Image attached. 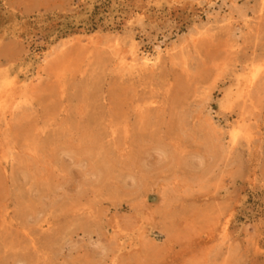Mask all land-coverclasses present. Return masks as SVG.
Instances as JSON below:
<instances>
[{
	"label": "rangeland",
	"instance_id": "rangeland-1",
	"mask_svg": "<svg viewBox=\"0 0 264 264\" xmlns=\"http://www.w3.org/2000/svg\"><path fill=\"white\" fill-rule=\"evenodd\" d=\"M262 3L229 22V0H0V264H203L230 215L210 264H264V74L238 97L264 69ZM132 34L169 53L130 70Z\"/></svg>",
	"mask_w": 264,
	"mask_h": 264
},
{
	"label": "bare ground",
	"instance_id": "bare-ground-1",
	"mask_svg": "<svg viewBox=\"0 0 264 264\" xmlns=\"http://www.w3.org/2000/svg\"><path fill=\"white\" fill-rule=\"evenodd\" d=\"M236 4V0H229V6H228V9H227V17L226 16H224V18L225 19H227L228 18V20H229V22H231V20H230V18L233 16L232 14H233V11H231V6H233V5H235ZM262 4H264V3H262ZM262 7H263V5H262ZM260 8H261V6H260ZM263 10H264V8H263ZM260 14V13H259ZM243 15V14H242ZM261 17H262V15H260ZM260 16H259V18H260ZM234 17V16H233ZM248 17V16H247ZM246 17V18H247ZM249 18V17H248ZM248 18H247V20H248ZM247 20L244 22V24L246 23L247 25H248V22L250 21V19H249V21L247 22ZM243 24V23H242ZM258 24V23H257ZM246 25V28L248 27ZM252 25V24H251ZM250 25V26H251ZM245 26V25H244ZM244 26H242V27H244ZM249 28V27H248ZM252 28V27H251ZM256 28V27H255ZM255 28H253V29H255ZM256 29H259V28H256ZM255 29V30H256ZM189 30H190V34H195V35H198V36H202V35H206L208 32H210V29H209V27H208V23L206 22H200V21H198V19H195V20H193V22H192V24L189 26ZM250 31V30H249ZM258 32H259V30H258ZM189 35V34H188ZM204 35V36H205ZM197 37V36H196ZM196 37H192V38H194V39H196ZM191 38V37H190ZM201 38V37H200ZM200 38H199V40H200ZM202 39V38H201ZM137 39H136V36L134 35V34H132V35H130V37H129V41H130V43L132 44L131 45V56H130V60H129V62H128V64H127V66H129V68H130V70H132V71H143V70H148V69H150V68H154V67H156L157 65H159V62H160V60H161V58H162V54L163 53H169V50L167 49V47L165 48V49H163L162 48V44L159 42L158 43V45H155L154 46V53L153 54H146V53H144L142 50H141V48H140V44L136 41ZM192 40V39H191ZM190 40V41H191ZM198 40V39H197ZM198 40V41H199ZM194 41V40H193ZM194 43V42H193ZM195 43H196V41H195ZM190 44H188V46H189ZM178 46V45H177ZM184 46V45H183ZM188 46H187V48H188ZM179 47V46H178ZM174 48V47H173ZM176 48V47H175ZM186 49V48H185ZM189 49V48H188ZM186 52H188V51H186ZM185 52V53H186ZM185 63V62H184ZM250 63V62H249ZM252 63H253V61H252ZM263 64V63H262ZM248 65V64H247ZM253 66H254V63H253ZM258 66V65H257ZM255 67V69L252 71V73H251V75L249 76V80L247 79V82H246V85H245V88H243V90L241 91V93H239L238 94V97H242L244 100H241L240 99V101H244V103L246 104L247 102H251L253 99V96H252V94L251 93H254V91L252 92V89L253 88H255L257 85H258V82L260 81V78H262V75L264 74V69H263V65H261V66H259V67ZM245 67V66H244ZM249 67V66H248ZM250 67H251V65H250ZM242 69H243V67H242ZM241 70V69H240ZM251 70H252V68H251ZM243 71V70H242ZM245 71H247V70H245ZM233 72H235V71H233L232 70V73ZM237 72V71H236ZM237 73H240V72H237ZM236 73V74H237ZM246 73V72H245ZM244 73V74H245ZM234 74V73H233ZM236 74L234 75L235 77H236ZM247 74V73H246ZM250 74V73H249ZM243 75V74H242ZM239 76V75H238ZM235 77H233L234 78V80H235ZM247 77V76H246ZM241 78V77H240ZM244 79V78H243ZM233 80V79H232ZM242 80V79H241ZM240 79H239V77L237 78V82L239 81H241ZM261 80H263V79H261ZM243 81H245V80H243ZM11 82V81H10ZM233 82V81H232ZM236 81H234V83H235ZM238 82V83H239ZM238 83L237 84H235V85H238ZM242 83H244V82H242ZM8 84V83H7ZM240 84V83H239ZM8 85H11L10 83L8 84ZM231 85V84H230ZM235 85L233 86V87H235ZM232 86V85H231ZM232 87V88H233ZM261 87V86H260ZM239 88H240V85H239ZM238 89V88H237ZM259 89V88H258ZM261 89V88H260ZM10 90H12V89H9V90H7V91H5L6 92V94L10 91ZM229 90V89H228ZM227 90V91H228ZM231 90V89H230ZM232 91V90H231ZM255 91H256V89H255ZM227 93V92H226ZM257 92H255V94H256ZM9 94V93H8ZM231 94L233 95V93H229L228 94V96H227V98H226V96H225V99H227L228 100V102H229V100H230V97H231ZM10 95V94H9ZM225 95V94H224ZM254 95V94H253ZM255 96V95H254ZM257 96V95H256ZM258 97V96H257ZM3 99V98H2ZM24 101V100H23ZM1 102V101H0ZM226 102V101H225ZM224 102V103H225ZM239 102V101H238ZM237 102V103H238ZM258 102H260V101H258ZM7 103V102H6ZM5 103V104H6ZM18 103V102H17ZM24 103V102H23ZM232 103H235V102H232ZM255 103V102H254ZM221 104V103H220ZM259 104V103H258ZM221 105H223V103L221 104ZM240 106H242L241 104H239ZM253 105V104H252ZM14 106V105H13ZM240 106H239V108H240ZM254 106H256V105H254ZM230 107V106H229ZM247 107V106H246ZM16 108V107H15ZM242 108V107H241ZM255 108V107H254ZM6 109H7V107H6ZM12 109H13V107H12ZM251 109L253 110V107H251ZM244 110V109H243ZM243 110H242V112H243ZM247 110V109H246ZM249 111H251L250 109H249ZM254 111V110H253ZM248 111H246V113H247ZM220 113L221 112H218V115H220ZM241 114V113H240ZM217 115V116H218ZM242 115H243V113H242ZM247 115V114H246ZM241 118V117H240ZM243 118V117H242ZM224 119V118H223ZM225 120V119H224ZM239 120V119H238ZM235 123H237V121L235 122ZM242 123H243V121H242ZM244 124V123H243ZM248 124V123H247ZM8 125V124H7ZM237 125H239V124H237ZM237 125H235L234 123H231V122H228L227 120H225V124H224V126H225V128H226V130H227V135H228V137H229V140H230V143H231V146L233 145V146H235V145H239V140L241 141V139H239V137H240V132H239V128L237 127ZM246 125V124H245ZM245 127V126H244ZM248 127V126H247ZM246 127V128H247ZM249 127H250V125H249ZM249 127L247 128V129H249ZM243 129V128H242ZM247 129H244V131L245 130H247ZM251 131V130H250ZM242 132H243V130H242ZM245 133H246V131H245ZM242 135V134H241ZM248 136H246V138H248L247 139V144H246V139L244 140V138H243V140L245 141V144L247 145L246 147H249L250 148V146H251V142H252V139L253 140H255V138H250L249 137V134H247ZM228 143H229V141H228ZM254 143V142H253ZM236 147V146H235ZM238 147V146H237ZM251 148H252V146H251ZM250 148V149H251ZM231 149V148H230ZM250 151V150H249ZM248 151V152H249ZM251 152V151H250ZM4 156V155H3ZM209 189V188H208ZM206 191H207V189H206ZM211 208V207H210ZM211 212H212V210H210ZM207 213H208V211H207ZM217 214V213H216ZM218 214H219V212H218ZM207 215H209V213L207 214ZM221 215V214H220ZM220 215H217V216H220ZM206 218H208V217H206ZM212 218V217H211ZM217 218H219V217H217ZM217 218H215V219H217ZM233 218H234V216L233 215H230L229 217H227V219L225 220V222L220 226V228H219V231L218 232H216L215 230H214V228H211L213 225H211V226H209V228H208V232L205 234V238L206 239H202L201 238V236L199 235L198 236V242H196L197 244V248H198V252H195L196 253V255L194 254V256L195 257H197V256H200V259H201V261L203 262V264H210L211 262H209V261H211L210 260V257H211V255L212 254H214V253H216L217 251H219V249L221 248V246L223 245V244H225V243H229L230 241H231V237H230V227H231V224H232V222H233ZM214 219V217L212 218V220ZM195 220V219H194ZM190 221V220H189ZM218 221V220H217ZM220 221V220H219ZM220 225V224H219ZM218 227V226H217ZM215 229H217V228H215ZM195 231H197V230H195ZM204 231V232H205ZM203 232V231H202ZM200 233V232H199ZM199 233H197V234H199ZM140 237H142L141 235H140ZM195 240V239H194ZM191 241V240H190ZM142 243V240L140 239V238H138L137 237V240H135V241H130L129 243H128V245H126L125 246V248H124V251L126 252V253H131V251H135V250H137V249H139V247L141 246H139V244H141ZM194 244V243H193ZM192 245V244H191ZM188 247V246H187ZM236 248H235V245H230V246H228V254L232 251V250H235ZM192 251V250H191ZM229 259V257H228V255H227V257H226V259H224L223 260V262H222V264H229L228 263V260Z\"/></svg>",
	"mask_w": 264,
	"mask_h": 264
}]
</instances>
